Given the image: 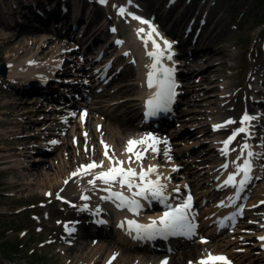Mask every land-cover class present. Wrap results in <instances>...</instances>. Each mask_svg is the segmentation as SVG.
<instances>
[{
    "label": "bare ground",
    "instance_id": "6f19581e",
    "mask_svg": "<svg viewBox=\"0 0 264 264\" xmlns=\"http://www.w3.org/2000/svg\"><path fill=\"white\" fill-rule=\"evenodd\" d=\"M148 1V0H146ZM136 0H126L125 3H134ZM197 1H194L193 5L189 8L188 12L184 15L178 16L174 15V17H171L169 20L174 24L172 28L165 25L167 20L162 22L161 19V12L164 10V7H161L160 9L153 7H143L140 11L135 8H133L132 5L134 4H128L124 5L123 8L125 12L128 14V17L124 21L121 17L115 16L113 17L114 25H110L111 27L116 28V26L121 27V33L123 36L118 35L120 38H124V45L120 47L117 51L121 52L123 51V55H125L127 52H132V57L128 58L124 61V64H122L121 68L119 69V74L117 77H115V81H123L131 79L133 81L132 86L129 87H123L118 88L117 90H111L110 86L107 87V90H104L101 92V98H104L105 96H110L111 100H106L101 103L105 104L101 107H95L91 105V107L86 105V107L81 110L74 113H68V111H64L65 114H62L61 122H65V118H70V122L72 124L68 127V131L64 134H60V139L57 138H49L48 144H53L59 146H66L71 149L70 156L72 161L70 162V159L67 157L65 160L62 159L59 166H57L54 162H50L47 159L39 158V164L32 165V168H34V171H37V175L33 176V174L30 173V169H28V165L22 162L21 164L15 163L17 166V170L22 172H28L24 174V176L27 178L26 181L21 182L20 176H16L19 180L12 183V186L20 187L23 186L27 189H34L37 186H40V188L45 187V193L47 190H52L56 195H59L61 198H63L66 201L72 202L76 205L85 206L88 207H94L98 203H104L106 206H109L112 209H118L120 211L123 210L124 207H118L120 204L119 200H116L114 198H110L107 201H104L102 199V194L106 193V196H109V192L103 191L104 188L108 187L107 185L103 184L101 181H96V187H93V185L89 184V180L93 179V176L101 171H106L107 168L110 166L108 159L105 158L104 152L105 149L102 147L103 145H108V153L112 157L113 160H123L125 161L124 167L127 168L129 166H133V163H135L134 168L137 172L140 171L141 166L146 170L149 166H155L156 172L151 173L148 176V179L150 180H156L159 178V182L162 185H165L164 188V195L168 198L167 201H169L171 198L177 199L179 194L181 193V189L187 188L188 184L191 179H193L192 183H197L199 185L203 180H205V176L201 175V177L198 176V172L201 170L203 166H206L208 163H212L213 161H216V157L209 156L211 153H207L206 155L202 154V162H185L184 159L178 158V162H182L181 166L177 169V165L172 162V158L169 155H163L162 160L166 162V165H163L162 167L155 163V155L156 153H153L152 151H148L145 153L144 158L140 161H137L135 157H132V163L129 165L128 163V157L129 153L126 152V145L127 141L129 139H139L141 137H145L148 135H152L157 138L159 141V136L156 134H152L149 130L148 133H143L145 130V126L142 125V123H138L136 116H131L130 111L132 112H138L140 111V105L144 97L148 96V86H147V79L146 75L148 72V68L146 67L148 64L145 62L147 60L151 61V57H149L147 54L144 56L143 51L149 52L153 51L152 45L149 43L147 44V47L144 40L147 38L146 34L151 31L152 28H154L150 23L149 24H143L139 20L133 19V16L140 17L142 20H150L153 17L155 18V21L159 22V25H161V29L164 31L165 36H162L159 34L158 36L153 34L154 38L156 39L157 43L160 44L161 47L165 48V59L168 61L171 66L172 62L171 60L166 59V56L168 54H173L176 52V46L173 44H176L172 40V37H180L183 38L185 35H188L186 33L190 16L197 12L199 10V6L197 4ZM4 9H7V4L4 3ZM120 8V9H121ZM9 10H7L8 13ZM120 12V11H119ZM156 14V16H155ZM172 13H169L168 16H171ZM217 12L213 11L211 14V21L208 22L207 27L204 29L203 35L200 38L199 41H194V37L197 35L198 32H201L203 29H201V21L204 18V13L201 14L199 20L196 22V24L193 26V30L190 33L189 39L186 38L183 40L182 46H188L192 45L195 49V52L190 57L188 61H185L183 63V67L186 66L187 68L193 67L195 70L192 72L186 73L183 76L184 85L187 86L188 91L195 90L196 84L191 80L193 76H195L197 70L196 67H201L202 70L201 74V82L208 79L207 74H213L214 76L210 75L209 80H207V84L214 83L216 84V89L219 92H227L228 89L223 88L219 84L223 83L226 79H228V71L232 70L229 66V60L232 58V51H231V45H224L222 47L215 46L217 43L216 36L220 32L219 26L216 27L213 33L208 35L209 30L212 28V24L214 22V18L217 16ZM79 15V14H77ZM214 16V17H213ZM93 17L95 18V22H92L93 25H98L100 23V26L98 30L96 31V38L93 43L89 44V50H93L96 48V46L100 43V41H103V37H107L109 35L108 29L105 27L109 24L107 23L106 26L102 25L101 19L104 17V15L101 13H93ZM206 17V16H205ZM93 18V19H94ZM213 18V20H212ZM206 19V18H205ZM65 20V19H64ZM63 20V21H64ZM130 20L132 22V26H127L126 22ZM85 19L81 20L78 23V26L80 27V23L84 22ZM103 21V20H102ZM105 22V21H104ZM64 26L66 25H72L69 23V20L66 19L65 23H63ZM118 24V25H117ZM104 26V27H103ZM146 28V32L140 33L138 35V30ZM81 29V27H80ZM2 31V30H1ZM87 34H84V36L80 42H84L85 44L88 40V34L89 29L85 31ZM117 32L119 33V30L117 29ZM129 32L128 34H126ZM159 33V31H156ZM20 34L23 33H16V34H10L8 35V39L6 43L13 42V48L16 53H18V50L20 49V53H26L28 49H32L37 43H39V46H42L44 44L45 49H39L37 52L30 54L29 57L25 59H21L18 61H14L12 65L7 67V74L4 75L6 79H17V80H26L27 75L31 74L33 76V73H35L37 70L45 71L50 70L51 72L56 71L59 66H61L62 59L67 51V47L69 45L68 42V34L63 30H57V29H51V28H45V31L41 34H35L33 31H26L23 34V37L20 36ZM28 35V37H27ZM19 36V37H17ZM62 36H65L64 39H60ZM17 37V38H16ZM119 39V38H118ZM15 41V42H14ZM164 41H168L171 44V49H166V46L164 45ZM112 46L110 49L104 50L101 52L97 58H94L93 63L96 65L102 64L104 61V58L110 55V51L112 50ZM79 45H73L71 47V51L80 50ZM10 51L9 53H11ZM93 52V51H92ZM90 55V53H88ZM95 55V54H94ZM119 55L118 52H115L114 56L110 61L106 64V68H102V66H99L97 68V71L100 70L98 73V77L101 76L103 78L109 70V67L112 65L113 60L117 58ZM49 57V59L44 62L43 59ZM10 58V57H9ZM42 61V62H41ZM134 62L137 64L134 65ZM38 64V66H36ZM128 64V65H127ZM180 63H175L174 66L177 70L182 71V66L178 65ZM127 65L126 70H123V68ZM207 65V66H205ZM206 67V68H205ZM115 68V66H113ZM84 69V68H83ZM81 69V70H83ZM176 71V70H175ZM87 82L86 80L84 81ZM189 94V93H188ZM128 96V99L125 100V102H122L124 100V97ZM122 98V99H121ZM188 99V98H187ZM186 99V101H187ZM229 99V98H228ZM220 101V95L213 96L211 98L210 104L211 106H218ZM120 101V102H119ZM18 102V101H17ZM13 102L15 105L10 107L7 102L4 103V105H1L0 107V115L5 116L8 119H5L6 123L8 124H14L18 125L19 123H24V126H27L29 123L23 122L24 118L28 119L27 115L34 114L35 112H38L44 105L42 103H39L37 105H33L36 103H31V109L32 110H24L17 112V110H22L23 108L27 109L26 106H23L22 101L20 102ZM9 106V107H8ZM29 107V105H28ZM11 109V111L9 110ZM53 109H60L59 107L53 108ZM51 110V109H49ZM121 110L123 113L121 114ZM116 111V112H115ZM119 111V112H117ZM62 113V112H61ZM186 112L183 110L180 115H185ZM106 117L105 120H103V117ZM204 116V114L202 115ZM65 117V118H64ZM65 119V120H64ZM41 121L39 119H35L34 122ZM203 121H208V118L205 116V119ZM86 124V125H85ZM219 125V124H218ZM221 125V124H220ZM249 124L247 123V126ZM211 127V124L207 125L205 129L208 131L207 128ZM76 129H78L76 131ZM231 128H224L220 127L218 128V132L224 134L228 133ZM8 130L15 131L13 128H8ZM88 131V132H87ZM41 130L37 131L36 133H33L32 137L22 136L19 135V138L15 136L13 139H16L17 146L13 148V150L16 149V152L18 155H24V158H29V155L26 156L27 148L29 146H34V142L31 141L35 138V136L44 137L41 134ZM201 133V132H199ZM198 132H189L186 134H182L180 138L183 137L182 140H175L179 137H176L174 134H167L166 137L173 139V144L175 146L184 145L186 147L184 154L182 155L183 158L190 155V150L192 149L193 145L196 143H192L191 137L196 136L199 134ZM58 134V133H55ZM87 134V135H85ZM51 134L46 135L45 137L49 136ZM65 137L71 138L70 140H66ZM169 139V141H170ZM65 140V141H64ZM216 140H219V137H216ZM171 143V141H170ZM189 143H192L191 145ZM40 146H43V144H40ZM158 148V144H157ZM1 149V148H0ZM87 149V150H86ZM6 150V149H5ZM217 150V147H215L214 151ZM33 151V150H32ZM212 153L215 154L216 152ZM200 153V152H199ZM48 154V151L45 152V155ZM68 155V156H69ZM178 157V155L176 154ZM232 160H227L229 162L234 161L233 164L236 163L237 157ZM60 157L57 156V159ZM37 159V158H36ZM15 160V159H14ZM241 160V157L240 159ZM13 161V160H12ZM16 161V160H15ZM47 161V165L45 166V170H43L44 162ZM75 161V162H74ZM78 161H80L78 163ZM92 161H96L99 163L100 161L104 162L103 168H96L93 169L91 174L86 175H80L73 177L71 174L78 169L82 165H86L88 163H91ZM240 162V161H239ZM56 167V171L52 172L51 174L48 173L47 169ZM47 168V169H46ZM175 169V170H174ZM228 169V168H227ZM236 169L232 167L231 169H228V175L230 173L235 172ZM173 175V178L171 176ZM209 178L213 177V172H208ZM228 175L224 176L221 181L218 183V188L221 190H225L226 193H230L231 190H228L227 186H224V181L227 179ZM208 178V179H209ZM67 181V183H66ZM209 183V182H208ZM206 183V184H208ZM117 184L112 185V189L116 187ZM179 188V192L174 191L175 189ZM81 196H88V200L81 199ZM188 198V197H187ZM187 198L185 200H187ZM148 200L152 201L155 199L149 198L147 199L146 203H144L143 206L146 204L148 205ZM160 201V200H159ZM218 204V203H217ZM192 205V203H191ZM254 204H251L250 208L248 210H252ZM229 207V206H227ZM142 209V208H141ZM227 211H229L227 209ZM152 215L149 216V221L146 222L147 224L151 223L152 220L158 219L160 216H162V208H156L151 212ZM84 219H87V215H81ZM81 219V218H80ZM78 219V221H80ZM234 225L238 224L237 221L233 222ZM232 223V224H233ZM242 224V231L243 233H248L250 230H248L247 227H253L251 224L243 223V221L240 222ZM117 224H120V222H117ZM195 225V224H194ZM83 227V226H81ZM234 229V228H233ZM84 230V229H83ZM230 233L227 238L231 237L232 235L236 234V230H233ZM62 235L58 238L59 241L62 242L61 239L66 238L65 233L62 232ZM61 236H64V238H61ZM264 237V234L261 236ZM244 240H252V237H242ZM234 241H230L228 243L235 244L236 238ZM259 239V238H258ZM70 240H74V243H69L68 247L62 248V250H67L69 254L72 252H79V258H81L82 261L86 262L85 264H162L163 261H167V264H199L201 260L207 259L209 254L215 255L217 251L223 246L222 243L215 241V243L211 246L213 249L212 251L207 252L205 255H203L201 258L198 259V261L195 262V259L201 254V249L203 247H208V244H201L197 243V245H191L184 249L179 255L178 253L172 257H168V255H160L158 258L154 257H148L144 256L142 254L141 257L138 256V247L137 245L133 244L132 242H128L126 238H119L114 233L98 236H90L89 234L80 232V229L77 230V234L73 235ZM260 241V240H259ZM60 242V243H61ZM264 245L260 244L258 242L257 246H254L257 250V255L254 259H251V262H247V264H264V250H261L260 247H263ZM238 254H244L246 256H243L240 258L241 264L247 261L246 258L250 253V250H246L244 248L238 249ZM88 251L91 252L90 256L89 254H86ZM255 252V249L253 250ZM145 252V251H143ZM230 256H237L236 253L229 251ZM153 256V255H152ZM155 256V255H154ZM245 258V260H243ZM228 264L232 263V259L229 257H226ZM80 260V261H81ZM215 264H224L222 261H217Z\"/></svg>",
    "mask_w": 264,
    "mask_h": 264
},
{
    "label": "rangeland",
    "instance_id": "374dc122",
    "mask_svg": "<svg viewBox=\"0 0 264 264\" xmlns=\"http://www.w3.org/2000/svg\"><path fill=\"white\" fill-rule=\"evenodd\" d=\"M6 1V0H0V2ZM177 2L173 9L171 10V7L173 6L171 3L174 4V2ZM194 1H197L198 6H209V9L207 12L210 13L212 10L216 11L218 14L214 18L212 30H210L209 34L214 35L213 30L219 26L220 32L216 36L217 43L215 46L222 47L224 45H231V51H232V58L229 60V66L232 70L228 71V79L225 80L224 83H221L222 87H228V91L226 93L219 92L216 89V84L210 83L207 84V80H209V76H214L213 74H207L208 79L201 82V74L202 69L201 67H196V74L191 78L193 82L197 85L195 90L188 91V88L185 87L186 91V97L182 100V107L181 110L187 111V115L184 116V124L178 125L176 128L173 127L174 134H177L182 131H189V128H194L195 132L200 131L203 129V126L205 125V122L203 123L202 119H205V116L208 118V121L206 122H212V121H220L223 120H232L239 123V119L243 115V113L248 110L252 105L249 102V95L250 93V83H253V75L252 73L261 69L263 67V75H264V24L259 25L261 22H264V0H148L144 1V4H146L147 7H155L157 9H160L161 7H165L164 11L161 12L162 20H169L171 17H174V15L179 14V16L184 15L188 12L189 8L193 5ZM21 0H19L18 4H20ZM82 5L84 6L83 12L84 15L82 17L85 18L86 10L85 7H87V0H81ZM1 7V6H0ZM2 8V7H1ZM0 8V9H1ZM94 11L96 13H103L105 15L106 19L108 18V15L105 14V10L103 8H100L98 5L94 4ZM111 10L108 12L110 14ZM169 13H172L171 16H168ZM196 13V12H195ZM195 13H193L190 16V19L194 17ZM111 17V16H109ZM214 17V16H213ZM1 19H6V17L2 16L1 10H0V65H6L13 63L14 61H18L21 59H25L30 56V54L37 52L40 48L43 50L45 49L44 44L42 46H39V43H37L32 49H28L26 53H20V49L18 50V53L14 51L13 48V42H7L8 35L10 34H16L17 31L7 24L5 22H1ZM189 19V21H190ZM213 20V18H212ZM87 21V23H85ZM85 22H82L83 28H88L91 33L88 34V39H90V42L94 41L96 38V31L98 30L97 26H91V19L85 18ZM55 22L54 26L59 30L62 29L63 25H56ZM174 24H172L171 27H173ZM70 26L69 24L64 27V30H67V33L69 35V47L67 49H70L72 44H74L75 39L79 38L78 32L79 30H71L69 28H66ZM106 26V25H105ZM42 28V27H41ZM38 30L36 32H33L35 34H41L44 30ZM106 29L107 26L105 27ZM92 29V30H91ZM2 30V31H1ZM109 31V30H108ZM24 34V33H23ZM23 34H20V36L23 37ZM87 34V33H86ZM19 37V36H17ZM16 37V38H17ZM28 37V35H27ZM94 37V38H93ZM93 38V39H92ZM104 40L109 41L110 36L107 35V37H103ZM115 40H113L114 42ZM15 42V41H14ZM103 42H100L96 48H94L92 51L96 52L97 54L99 50L103 47ZM187 47H184V49ZM40 49V50H41ZM193 50L194 47H191ZM12 51L11 53H9ZM80 53V51H79ZM92 53V52H90ZM81 54V53H80ZM78 52H71L68 53V56L70 55L72 59L74 60V65H76L77 62L81 63V57L79 56ZM95 55H89V57H94ZM10 57V58H9ZM75 57V58H74ZM71 62V61H70ZM84 67H87V64L83 65ZM207 66V65H205ZM206 68V67H205ZM80 68H77L79 70ZM184 70L189 73L195 70L193 67H189L188 69L184 68ZM262 73V72H261ZM110 73L109 77L111 76ZM108 77L107 80L113 81V76L110 78ZM264 80V77L262 78V81ZM2 78L0 76V107L5 103L6 101H11L14 98H11L10 95V89L7 88L6 83L1 82ZM261 79L257 78V82H260ZM133 81L131 79L119 81L117 83H113V85L110 87L111 90H117L118 88L123 87H129L132 86ZM264 87V85L262 86ZM188 91V95H187ZM220 95V101L218 106H212L210 104L211 98L213 96ZM225 96L230 97V101L227 104V99ZM188 98V99H187ZM122 99V98H121ZM128 99V96L124 97V101ZM187 99V101H186ZM260 99H264V91L260 94ZM23 101H26L25 99H22ZM106 100H111L110 96H105L104 98H99V100L92 102L93 106L95 107H101L102 105H105ZM120 102V101H119ZM105 103V104H101ZM227 105V106H226ZM48 106V107H47ZM46 108L52 107L50 104H48ZM9 107V106H8ZM12 107V105H10ZM226 107V108H225ZM260 107V106H259ZM46 108L43 111L35 112L32 115H27L29 117L28 119H23L24 122H30L32 120L35 121L36 117L44 116L47 118L45 122H53L55 120V116L57 114L55 113H48V110ZM254 108L256 109L257 106L254 105ZM264 108L261 107V109ZM28 109V108H27ZM26 109V110H27ZM11 111V109H9ZM32 110V109H31ZM20 110H17L19 112ZM116 112V111H115ZM119 112V111H117ZM121 114L123 111L121 110ZM131 116H136L138 122L140 120V114L139 111L132 112L130 111ZM204 114V116H202ZM106 117H103V120H105ZM212 120V121H211ZM29 123L27 126H24L23 123H19L18 125H8L4 123H0V158L4 157L3 161H8V159H16V149L13 150L15 146H17V140L12 139L13 137L19 136V132L21 134H30L31 132H34L37 129H45L43 126V123L41 121H37L36 123ZM59 124V123H58ZM214 125V124H213ZM8 128H13L14 132L8 131ZM78 129H76L77 131ZM214 128H211L210 133L206 135H196L194 136L193 141H196L197 145H193L192 149L190 150V155L183 158L181 155L184 154V151L186 147L184 145L174 146L172 148V154L171 157L177 162L178 158L184 159V163L188 162H202V154L206 155L207 153H211L213 147L216 146V142L212 131ZM202 131V130H201ZM64 133V131H58L55 130L53 133ZM88 132V131H87ZM47 133H51L48 129L43 130L40 134L46 135ZM228 133L226 135H222V142L225 141L228 138ZM264 135V133H263ZM53 138H59L57 135H50L48 137H40L35 136L34 145L38 148V143L43 142L45 147L47 149H50V154L47 159L50 162H54L57 166L60 165L62 159L65 160L67 157L70 159V162L72 161L71 156L69 155L71 152V149L66 146H55V145H49L47 142L49 141V137ZM67 141L71 138L66 137ZM65 141V140H64ZM190 145L192 143H189ZM192 146V145H191ZM34 147V146H33ZM6 149V150H5ZM34 150H37L36 148ZM200 152V153H199ZM34 153V152H32ZM30 154V153H29ZM178 155L175 156V155ZM222 152L220 150H217L216 156L221 157L220 155ZM5 155V156H4ZM69 155V156H68ZM57 156L60 157L57 159ZM180 156V157H179ZM211 156V154L209 155ZM28 158H26L27 160ZM32 159V155L30 157ZM1 160V159H0ZM218 161V160H217ZM75 162V161H74ZM79 162V161H78ZM221 162V160H220ZM218 162V163H220ZM16 162L11 161L4 163L3 165H0V264H10V262H7L5 257L12 256L13 258L20 261V264H85L86 262L82 261L81 258H79L80 253L79 252H69L67 250H62V248L66 247L62 243H58L59 241H56V228L58 231V224L55 222V218L53 217V220H42L41 222V228L43 229L42 232H38L37 224L35 218H38L39 216L42 217L43 215H38L39 212H41V209L37 206L32 210L33 204H36L38 201L43 200L45 195L43 194V191H45V187L40 188V186L35 187L34 189H27L23 186L16 187L12 186L13 182L18 181L19 179L16 178V176H20L21 182L26 181L27 178L24 176V174L28 172H22L19 170H15L16 168ZM218 163H213L208 165V167H202V170L196 171L198 172V176L207 174V171H209V168H216L220 167L221 165ZM62 164V163H61ZM182 164V162H178V165ZM47 165V161L44 162L43 170H45V166ZM10 168L6 170V168ZM13 167V168H11ZM34 168L30 169V173L33 174V176L37 175V171L33 170ZM47 169V168H46ZM6 170V171H5ZM48 173L51 174L52 172L56 171V167H52L47 169ZM220 173V172H219ZM217 173L216 175H218ZM216 180V177L214 178V181ZM209 181V180H207ZM205 183V181H203ZM203 183L200 185L202 187ZM196 184V183H195ZM214 184V183H211ZM197 186V185H196ZM199 188L198 186L196 189ZM49 191V190H47ZM46 191V192H47ZM52 191V190H50ZM53 192V191H52ZM10 194H13L11 196ZM262 200H264V174L262 178L259 180L257 186L255 189L250 193L248 197L249 202L254 203H260ZM55 206L46 208L44 210L46 211H60V207H56L57 203L54 202ZM34 213V215H33ZM66 213V212H63ZM37 214V215H36ZM52 215H61L59 212H51ZM35 217V218H33ZM59 217V216H58ZM240 237L242 236L239 235ZM224 240V241H223ZM56 241V242H55ZM228 239H221L217 240V242H221L224 244L219 249V252L227 255L226 253H229V251H234V253L237 251V248L232 250L234 246L227 244ZM239 241H242L241 239ZM42 242V243H40ZM50 242V243H49ZM255 242V241H254ZM215 243L214 240H212L209 244L208 250H212L210 247ZM242 248L247 249L249 248L250 253L248 257H246L248 260L245 261L242 264H247V262H251V259H254L252 256L254 255L252 253L253 246L248 245L245 246L247 241L240 242ZM243 243V244H242ZM60 246H58V245ZM11 245V246H10ZM186 248V247H185ZM184 248L179 249L176 252L171 253L170 257L178 255L183 251ZM11 250V251H7ZM35 251L34 254L31 255V253ZM204 254V250H201ZM86 254H91L90 251H88ZM201 254V255H203ZM200 255V256H201ZM139 257L142 256V253L138 254ZM244 255L236 256L238 258H232V261L234 264H241L240 258H242ZM2 258V259H1ZM6 260V261H5ZM10 260V259H8ZM81 260V261H80ZM245 260V258L243 259Z\"/></svg>",
    "mask_w": 264,
    "mask_h": 264
},
{
    "label": "snow or ice",
    "instance_id": "6c2138e0",
    "mask_svg": "<svg viewBox=\"0 0 264 264\" xmlns=\"http://www.w3.org/2000/svg\"><path fill=\"white\" fill-rule=\"evenodd\" d=\"M105 2L106 0H100V3ZM124 11L125 10L123 8L120 9L121 14H123ZM133 19L139 20L143 24H149V21L142 20L140 17L137 16H133ZM113 31H115V29H113ZM144 31V29H139L138 35L140 33H144ZM154 33L156 36L159 35V33L156 32L155 28H152L151 31L146 34L147 38L144 40L146 46L148 44V41L150 40L154 49L153 51L147 52V55L153 59V62L150 65L146 66L150 68V71H148L146 75L147 86L150 89L154 88L155 91L146 101V116H153L158 111L167 110L169 103L175 95V84L172 80V74L174 69L163 66L162 59L165 58V48H161L160 44L157 43L156 39L153 36ZM117 43L122 42L117 41ZM164 45L166 46V49H171V44L168 41H164ZM166 59L171 60L172 55L168 54L166 56ZM253 119H255V117L245 114L242 117L240 123L241 125H246L248 121H251ZM233 123H235V121H226V124ZM220 127H223V125H215L214 130ZM241 133H247L246 126H242L236 129L225 141H223L224 148L221 149L223 155H228L229 145ZM158 143H160V141H158L157 138L152 135L141 137L139 139H129L127 141L125 149L126 152L130 154L128 157L129 165L132 163L133 156L137 161H140L144 158L145 153H147L149 150L153 153L158 152ZM164 143H167V141H164ZM104 147V156L106 159H108L110 166L107 168L106 171L96 173L93 176V179L89 180V184L93 185V187H96L97 180L101 181L103 184L108 186L104 188L103 191L109 192V196L102 197V199L107 200L110 198H114L116 200H119L120 204L118 205V207H127L128 210L132 211L133 213H138L141 207L140 201L138 199H135V197H140L143 199H157L160 200L162 203L167 201L168 198L164 195L165 185H162L159 182V178H157L156 180L148 179V176L151 173L156 172L155 166H149L146 170L143 168V166H141L139 172H137L131 166L125 168V161L113 160L108 153L109 146L105 144ZM249 147L250 146L247 143L242 145L240 150V156H238L237 159H240L241 156H244L245 150L249 149ZM253 155V152L247 151L248 158L243 159V162L241 164L236 165V171L228 175L227 179L224 181V186H232L235 188L238 185L239 189H242L245 186V184L250 180V174L252 171V162L250 158ZM103 167V161H100L99 163H97L96 161H92L91 163L82 165L80 169L73 172L71 175L73 177H76L80 175L91 174L93 169ZM222 167L227 169L228 164H224L222 165ZM241 174L242 179L237 181L236 177ZM137 177L139 179V183L135 182ZM117 183L121 187L126 186L129 191L134 188L136 189V191L133 192L131 198L125 196L123 192L112 191V185ZM174 191L179 192V188L175 189ZM81 199L88 200L89 197L81 196ZM191 199V195H189L187 200L177 205L176 207H172L171 205L166 204L168 210L165 211L163 215L160 216L158 219L152 220L149 224H139L134 220H128L127 223L129 225V234H131L132 230H135L138 235L140 233H143L147 238L176 234L191 237L192 235H194L195 230V225L189 219ZM85 207H87V205H85ZM120 226L123 227V224H121ZM260 239L264 240V237H261ZM217 261H222L224 262V264H228L226 257L213 256L211 254H209L207 259L201 260L199 264H215V262ZM162 264H167V261H163Z\"/></svg>",
    "mask_w": 264,
    "mask_h": 264
},
{
    "label": "water",
    "instance_id": "95a60500",
    "mask_svg": "<svg viewBox=\"0 0 264 264\" xmlns=\"http://www.w3.org/2000/svg\"><path fill=\"white\" fill-rule=\"evenodd\" d=\"M1 70H4L3 68Z\"/></svg>",
    "mask_w": 264,
    "mask_h": 264
}]
</instances>
